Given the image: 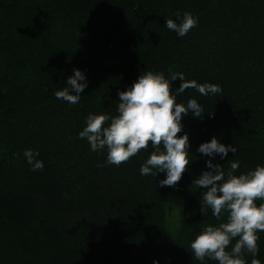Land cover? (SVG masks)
<instances>
[{"label": "trees", "instance_id": "16d2710c", "mask_svg": "<svg viewBox=\"0 0 264 264\" xmlns=\"http://www.w3.org/2000/svg\"><path fill=\"white\" fill-rule=\"evenodd\" d=\"M184 12L199 23L178 37L165 20ZM74 68L89 84L69 106L54 93ZM143 71L222 87L177 98L205 114L182 120L192 163L174 187L159 186L163 173L140 175L151 142L114 166L78 136L88 114L117 115V92ZM213 136L237 150L213 161L226 172L235 160L234 175L264 166V0H0V264H200L190 242L228 216L202 215L194 183L209 159L196 149ZM257 243V256L243 252L248 264H264V232Z\"/></svg>", "mask_w": 264, "mask_h": 264}, {"label": "clouds", "instance_id": "9594fccd", "mask_svg": "<svg viewBox=\"0 0 264 264\" xmlns=\"http://www.w3.org/2000/svg\"><path fill=\"white\" fill-rule=\"evenodd\" d=\"M198 23V17L184 12L182 18L177 15L175 19L165 20L164 26L178 37H184ZM177 79L181 83L173 91L171 82ZM88 84L85 72L74 68L65 85L54 95L69 106L76 105ZM186 89H194L204 97L222 92L219 84L186 80L181 72L171 73L166 78L163 72L143 71L131 86L117 92V115L88 114L86 126L78 136L87 140L91 151L106 150L105 163L114 166H120L141 150L148 149L151 142L152 151L141 164L140 175L153 179L163 173L159 186L174 187L182 179L186 166L192 163L189 135L184 131L182 120L189 114L194 118H202L205 114L197 99H189L187 104L177 101ZM178 133L183 134L178 136ZM196 151L209 158L205 161L207 170L194 180L197 188L203 189L201 213L204 215L211 209L217 219L222 212H227L228 216L226 223L207 226L190 242L192 255L200 264H204L206 258L218 261V264H248L243 258L244 250L257 256L259 233L264 232V203L259 206L256 203L264 200V166L257 165L254 170L234 175L240 167V161L235 160L226 172L213 161L216 157L224 160L230 152L235 155L237 150L232 144L221 143L216 136L201 143ZM39 155L33 149L23 151L33 172L45 167L38 159ZM234 239L235 244L227 250ZM153 264H160V261L154 259ZM251 264H261V261L253 259Z\"/></svg>", "mask_w": 264, "mask_h": 264}]
</instances>
